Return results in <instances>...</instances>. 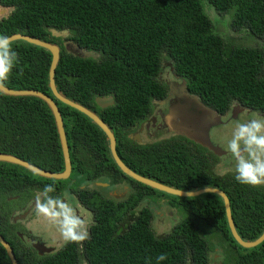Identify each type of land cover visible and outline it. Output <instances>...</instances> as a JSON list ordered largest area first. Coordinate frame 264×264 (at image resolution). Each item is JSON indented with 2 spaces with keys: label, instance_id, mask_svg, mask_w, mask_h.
<instances>
[{
  "label": "trees",
  "instance_id": "1",
  "mask_svg": "<svg viewBox=\"0 0 264 264\" xmlns=\"http://www.w3.org/2000/svg\"><path fill=\"white\" fill-rule=\"evenodd\" d=\"M0 4L14 7L1 21L0 34L21 33L62 46L56 70L59 90L96 111L111 127L118 154L128 167L181 190L222 189L241 237L253 241L261 236L264 191L259 188L264 186L241 184L231 172L218 173L220 156L199 144L188 146L171 138L143 145L129 136L151 113L152 100L165 95L159 75L166 61L189 91L218 113L224 115L239 104L264 116V0H0ZM51 29L69 31V40L99 57L68 52L63 38L53 36ZM252 40L256 45L244 44ZM14 48L19 63L5 86L53 97L48 86L50 52L21 40ZM109 96L114 105L100 108L96 99ZM56 101L70 146L71 178L45 179L0 162V233L20 264H212L217 248L221 264H264V242L250 250L241 247L231 234L222 198L212 193L172 196L175 201L169 205L181 218L167 234L158 235L152 227L155 211L132 208L165 193L126 176L115 163L104 132L83 113ZM0 153L50 172L64 171L55 120L44 101L0 93ZM98 182L109 183L111 189L127 185L129 196L116 201L92 189ZM50 184L55 186L51 196L79 199L94 220L88 239L68 241L61 249L40 255L21 237L28 233L25 225L13 217ZM162 253L167 258L158 262ZM0 264H12L1 244Z\"/></svg>",
  "mask_w": 264,
  "mask_h": 264
},
{
  "label": "water",
  "instance_id": "2",
  "mask_svg": "<svg viewBox=\"0 0 264 264\" xmlns=\"http://www.w3.org/2000/svg\"><path fill=\"white\" fill-rule=\"evenodd\" d=\"M14 7H7L0 4V23L3 19L8 18ZM51 33L53 36L57 38H67L69 36V31H58L56 29H51ZM14 41H25L34 46L42 47L50 52L52 55V61L49 69V83L48 86L53 94V97L48 94L38 91V90H16L11 89L5 85L0 86V93L10 97H36L44 101L49 107L50 111L55 120L57 132L59 135L61 148L64 157L65 169L63 172H50L45 169H42L32 163L19 158L18 156L6 153H0V162L7 163L11 165H16L25 170L32 172L35 175L40 176L45 179H53V180H68L71 178L73 167L70 155V146L67 138V132L64 125V119L62 112L58 106L56 100L61 103L83 113L87 117H89L106 135L107 140L109 141L110 152L111 155L119 167V169L131 179L162 193L179 197V198H191L197 197L203 194L212 193L218 195L222 198L227 221L229 224V228L231 234L235 241L244 249L250 250L253 249L264 242V232L258 237L256 240H244L241 235L238 233L234 218L232 215L231 203L228 195L219 188L216 187H207L202 188L196 191H186L181 190L176 187L161 183L152 178L142 176L139 173L132 170L128 167L125 162L120 158L117 151V138L111 129V127L100 117V115L86 107L85 105L70 99L67 97L62 91L59 90L58 85L56 83V70L58 64L61 59L62 48L57 43L49 42L46 40H42L40 38L31 37L28 35H24L21 33H17L12 35ZM65 47L68 49V43H65ZM74 49L78 50L79 55L82 57H92L98 58L99 55L95 52L80 49L78 45H73ZM69 50V49H68ZM170 95L176 98V102L172 105L170 109V121L168 124V128L171 132H174V135L185 136L191 141L195 142L213 152L214 154L221 156L222 153H226L227 151L222 149L221 147L215 145L210 137V132L213 128L217 127L221 122L220 115L213 110L212 108L205 105L201 98L198 95L191 94L188 91L186 81L175 82L174 85H171ZM56 99V100H55ZM96 103L100 108H107L114 105L115 100L114 97H99L96 99ZM133 141L141 144L142 141L140 139V134L136 132L129 136ZM102 186H107V184H100ZM126 190H128L126 188ZM27 213L22 216L15 215L13 217L14 222L16 223L18 220L25 219ZM23 238V234H21ZM0 244L5 248L7 255L12 264H20L16 258L15 252L11 245L7 242L6 239L0 233ZM34 248L38 251L40 255H44L45 253H50L55 250L54 247L47 246L45 243L36 241L33 244Z\"/></svg>",
  "mask_w": 264,
  "mask_h": 264
},
{
  "label": "clouds",
  "instance_id": "3",
  "mask_svg": "<svg viewBox=\"0 0 264 264\" xmlns=\"http://www.w3.org/2000/svg\"><path fill=\"white\" fill-rule=\"evenodd\" d=\"M14 43L13 37L0 34V86L6 84L19 63ZM227 147L235 158L236 181L252 187L264 185V119H250L238 124ZM54 191V185H45L37 195V213L56 222L65 240L82 242L88 239L85 221L71 214V209L60 197L51 196ZM166 258V254L162 253L156 259L160 262Z\"/></svg>",
  "mask_w": 264,
  "mask_h": 264
},
{
  "label": "flooded vegetation",
  "instance_id": "4",
  "mask_svg": "<svg viewBox=\"0 0 264 264\" xmlns=\"http://www.w3.org/2000/svg\"><path fill=\"white\" fill-rule=\"evenodd\" d=\"M61 43L63 44L64 48L68 52L78 54V55L80 54L78 52V50L74 49V47H73V45H75L76 43L69 40L68 38H63V41H61ZM65 43H68V46H69L68 49L69 50L65 47ZM58 45H60V44H58ZM61 48H62V46H61ZM166 70H167L168 74L171 75V79L163 78V75H164ZM159 78L165 84V95L160 99L152 100L153 107H152L151 113L148 115V117L146 119H144L139 125H137L135 127V130L133 131L132 134H135L136 132H138L140 134V139L142 141L141 144H143V145L162 142V141L170 140L171 138H178L177 141H180V143H185L188 146L192 145L194 147L195 142L191 141L190 139L186 138L185 136L174 135L175 133L171 132L168 128V124H169V121L171 119L170 109H171L172 105L176 102V98L174 96L170 95L171 87H172L171 85H174V83L176 81L182 82V81H184V79H182L178 74L175 73L174 66L168 61L163 63V68H162V71L159 75ZM188 91H189V89H188ZM239 111H241L240 114L237 113ZM218 114L220 115L221 121L224 120V118L229 117V116L231 118L236 117V116L237 117L240 116V120H238V121H241V122H246L250 119H256L260 116L264 118V116L261 115L260 113L255 112L251 109L244 108L243 106H241L239 104H235L234 106H232L230 111L224 115L220 114V113H218ZM213 129H216V127ZM143 139H145V140H143ZM221 156H223L224 158H227L229 156L230 158H227V159H231V158L234 159V157L231 155V153L229 151H227L226 153H222ZM219 158H220V160L222 159V157H219ZM96 184H107V186L103 187L108 191L106 194L115 198L116 201H122V200L128 198V196H129V195L128 196L126 195L125 198L121 199L120 197L122 196L121 194L123 191H121V193L112 192L111 185L109 183H106V182H98ZM122 188H123L122 190H125L128 194L130 193V187L129 186L124 185ZM126 188L128 190H126ZM115 190H119V188H116ZM115 190H113V191H115ZM126 192H123V193H126ZM63 201H65V199H63ZM149 205L150 204L148 201L143 202V203H140L139 206L132 208V210L134 212H139L142 209L148 207ZM73 208H74L73 211L76 212V215L83 220L82 215L80 214V207L76 204L73 206ZM35 209H36V198H34L33 201L31 203H29L27 206L22 207V210H18L16 212V215L22 216L23 214L25 215L27 213V215L25 216V219L31 218V217L33 218L35 216V214H34ZM86 210L87 209L84 208L85 212H87ZM92 217H93V213H92ZM23 220L24 219L18 220L17 223H19ZM93 220H94V217H93ZM26 231L28 233L26 235H23L24 240L25 241L28 240V242H30L32 246H33L34 242H36V241H40V242H43L46 244V242L42 238H40L37 234L33 233L32 230L27 229ZM62 247H63V245L59 249H61Z\"/></svg>",
  "mask_w": 264,
  "mask_h": 264
},
{
  "label": "rangeland",
  "instance_id": "5",
  "mask_svg": "<svg viewBox=\"0 0 264 264\" xmlns=\"http://www.w3.org/2000/svg\"><path fill=\"white\" fill-rule=\"evenodd\" d=\"M219 30L221 32L224 31V28L221 26H218ZM233 34V33H232ZM236 36V35H235ZM238 37L241 38V35H238ZM245 45L254 46L255 41H244ZM163 78L165 79H171V75L168 74L167 70L165 71ZM241 111L237 112L240 114ZM256 119H264L263 117H258ZM240 120L239 117H226L224 120H222L219 125L216 127V129L211 130L210 137L212 142L221 147L222 149L228 150V141L231 139L232 134L234 130L236 129L237 125L240 123H243ZM145 140V139H143ZM224 156V155H223ZM220 160V166L218 167V173L220 174H226L228 172H231L232 175H236L235 173V158L234 159H227L230 158L229 156L227 158H224ZM233 160V161H232ZM232 161V162H231ZM264 186V185H262ZM123 186L119 187V190L112 189V192L121 193V191L126 192L125 190H122ZM92 189L99 190L102 194L106 195L108 192L106 189H101L99 186H93ZM115 190V191H113ZM259 190L264 191V189L259 188ZM120 197L121 199L125 198L126 195L129 194L123 193ZM160 201H156L154 199L152 200L151 208L155 211V213L158 215L156 220L153 221V228L154 231L158 235H164L167 234L173 227L174 222H177L181 216L175 213V208L170 207L169 203L172 201H175V199H172L171 195L164 194L161 195V198L159 197ZM69 208L71 209V214H74L73 207L71 203H67V201H64ZM81 210V209H80ZM35 216L32 218H26L23 221H21L23 224H25V228L28 230H32L33 233L37 234L40 238H42L48 246L55 247L56 249H59L62 245H65L68 241L64 239L62 235V231L60 226L54 222L52 219H50L46 215L38 214L36 209L34 210ZM83 210L81 211V214H83ZM75 215V214H74ZM84 214V221H88L91 216H87ZM223 260V256H221L220 249L217 248L215 252L211 254V262L212 264H219V262ZM221 264V262H220Z\"/></svg>",
  "mask_w": 264,
  "mask_h": 264
},
{
  "label": "crops",
  "instance_id": "6",
  "mask_svg": "<svg viewBox=\"0 0 264 264\" xmlns=\"http://www.w3.org/2000/svg\"><path fill=\"white\" fill-rule=\"evenodd\" d=\"M93 186H99L100 188H101V187H105V186H102V185H100V184H95V185H93ZM64 199H65V198H64ZM158 200L160 201L159 198L157 199V201H158ZM65 201H67V203H71V204H72V207H73L74 205L77 204V205L80 207V209H81V210H80V214H81V211H82V210L84 211V208L87 209V210H86L87 212L84 211L83 214H81V215H82L83 220H85V218H84V214L87 215L88 217L91 216L90 219H89L87 222L85 221V223H86V225H87V230L89 231L90 228H91V226L93 225L92 211H91L89 208L85 207V206L79 201V199H77V198H75V197L72 198V199H69V200L65 199ZM143 202H147V201H143ZM143 202H142V203H143ZM148 202H149V204H150L148 207H150L151 204H152L153 202H152V200H150V201H148ZM83 206H84V207H83ZM150 208H151V207H150ZM73 209H74V208H73ZM78 209H79V208H78ZM90 213H91V214H90ZM74 214L76 215V212H75ZM76 216H77V215H76ZM87 216H86V217H87ZM157 216H158V215L155 213V217H154V220H153V221L156 220ZM88 217H87V218H88ZM153 221H152V227H153Z\"/></svg>",
  "mask_w": 264,
  "mask_h": 264
}]
</instances>
